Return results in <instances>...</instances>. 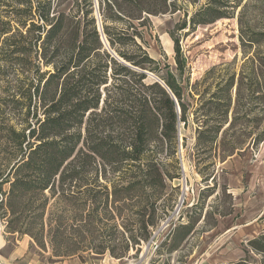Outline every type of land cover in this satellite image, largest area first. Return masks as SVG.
Instances as JSON below:
<instances>
[{"label":"trees","instance_id":"1","mask_svg":"<svg viewBox=\"0 0 264 264\" xmlns=\"http://www.w3.org/2000/svg\"><path fill=\"white\" fill-rule=\"evenodd\" d=\"M96 1L0 0V66L18 62L34 76L22 99H0V218L7 234L30 235L43 252L49 244V261L130 252L129 245L57 249L60 231H47L55 216L79 228L81 239L87 232L94 240L105 220L116 229L117 219L149 238L167 181L181 177L182 127H194L193 147L207 156L197 163L214 168L264 143V0H99L101 31ZM177 13L184 19L169 33L175 70L163 83L150 80L162 69L142 29L151 16ZM221 20L237 21L242 63L214 65L192 83L181 39ZM203 178L216 180L214 171ZM56 199L58 213L48 209ZM249 244L264 254V234Z\"/></svg>","mask_w":264,"mask_h":264},{"label":"rangeland","instance_id":"2","mask_svg":"<svg viewBox=\"0 0 264 264\" xmlns=\"http://www.w3.org/2000/svg\"><path fill=\"white\" fill-rule=\"evenodd\" d=\"M181 4L186 6L182 0L179 5ZM97 5L99 10L96 8L94 10L96 19L101 11L99 0L96 1V7ZM187 7L189 13L192 14L193 8ZM103 15L104 12H102L101 21L97 20L100 27H103L105 21ZM181 19H184L182 13L151 16L147 27L142 29L148 43L147 50L150 56L160 63L162 69L158 76L151 74L150 80L162 82L161 78L165 77L168 71L175 70L174 43L169 33L175 29ZM106 24L112 25L110 21ZM181 41L189 59L192 83L200 80L205 72L214 65L231 62L237 58V68L239 69L242 63L243 54L236 20H221L211 25L200 26L194 33L184 37ZM167 66L169 68H166ZM28 69L30 72L33 70L31 67ZM27 75L28 79H25ZM32 79H34L33 74L28 73L22 64L18 62L2 64L0 66V99H22L19 96L20 88L25 91ZM179 142V158L182 163L181 177L167 181V188L158 203L157 225L154 227L156 228L164 222L168 225L176 223L177 228L164 239L161 248L156 253L145 249L143 242H147L149 238L141 239L137 233L139 227L132 225V222L129 221L115 220L117 228L111 231V225L114 223H106L105 220L104 225L96 228L97 232H95L93 240L86 230H84L86 233L83 234L85 238H79L77 235L79 228L72 227L71 221L59 224L55 216L52 227L49 228L47 225V231L50 229L60 231L54 240V246L57 249L62 247L69 249L98 248L104 245H114L115 247L129 245L130 247V252L124 259L113 258L109 254L92 257L93 255L88 252H80L76 256L63 260L71 259L79 264H131L141 261H150L149 264H193L196 261L210 262L231 259L235 262L230 264L241 261H247L249 264L264 263V254L258 253L249 244L250 241L264 234V156H260L263 150L262 145L257 150L250 148L239 156L229 158L224 164L216 160L217 164L214 168L207 162L205 164L197 163L198 158L207 156L205 153L197 152L193 147L195 143L193 126L188 129L182 127ZM184 144L185 146H183ZM169 170L172 173L176 171L174 168H169ZM213 171L216 176L215 182H204L203 176ZM214 187L215 189H213ZM9 188L8 185L5 186L4 191H8ZM109 189L112 191V185H109ZM209 189H213V191ZM112 200L111 198L110 201L112 202ZM126 201L133 203L136 200L131 196L127 197ZM82 203L84 201L78 202V204ZM35 204L37 205V200ZM55 206L58 207L55 211L58 213L61 205L57 199L50 201L48 209ZM47 220L48 216L45 218V222ZM192 223H195V226L188 236V241L185 242V228L191 227ZM236 225L241 226L240 230L224 233L228 227ZM151 229L153 228H149V232ZM31 231L37 237V214ZM110 232L114 234V239L100 238L101 234ZM20 239H31L37 246L30 235L19 238L18 234H7L0 218V242L13 243ZM136 246H140L138 250ZM43 253L44 257L48 260L51 259L53 252L49 244ZM63 260L53 257L48 262H63Z\"/></svg>","mask_w":264,"mask_h":264},{"label":"crops","instance_id":"3","mask_svg":"<svg viewBox=\"0 0 264 264\" xmlns=\"http://www.w3.org/2000/svg\"><path fill=\"white\" fill-rule=\"evenodd\" d=\"M263 150L260 156H264V143L262 144ZM219 227V226H218ZM217 227V228H218ZM215 228V229H217ZM241 226H231L225 230V234L233 230H240ZM239 232V231H238ZM243 234V233H241ZM188 241V238L185 242ZM226 253V251H225ZM43 251L35 245L31 239H20L11 242H0V264H79L77 261L63 260V262L50 263L49 260L43 256ZM118 262V261H116ZM207 262V263H206ZM233 261H196L193 264H230Z\"/></svg>","mask_w":264,"mask_h":264},{"label":"built area","instance_id":"4","mask_svg":"<svg viewBox=\"0 0 264 264\" xmlns=\"http://www.w3.org/2000/svg\"><path fill=\"white\" fill-rule=\"evenodd\" d=\"M175 228H177V224L168 225L166 223H161L156 228L151 229L149 239L147 242H143V245L145 246V249H148V251H152L153 253H156L160 248L161 245L166 237L169 236L170 233H172ZM140 246H136V249L138 250ZM143 250V248H142ZM150 261H141V262H133L131 264H149Z\"/></svg>","mask_w":264,"mask_h":264},{"label":"water","instance_id":"5","mask_svg":"<svg viewBox=\"0 0 264 264\" xmlns=\"http://www.w3.org/2000/svg\"><path fill=\"white\" fill-rule=\"evenodd\" d=\"M102 27L100 28V31H101ZM159 82V81H158ZM163 83V82H162Z\"/></svg>","mask_w":264,"mask_h":264}]
</instances>
